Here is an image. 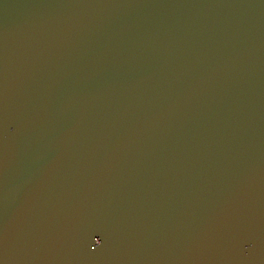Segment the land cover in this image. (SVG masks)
<instances>
[{
    "label": "water",
    "instance_id": "obj_1",
    "mask_svg": "<svg viewBox=\"0 0 264 264\" xmlns=\"http://www.w3.org/2000/svg\"><path fill=\"white\" fill-rule=\"evenodd\" d=\"M0 264H264V0H0Z\"/></svg>",
    "mask_w": 264,
    "mask_h": 264
}]
</instances>
